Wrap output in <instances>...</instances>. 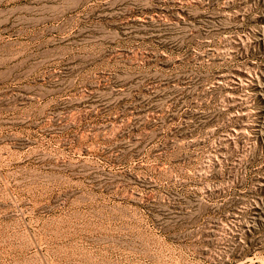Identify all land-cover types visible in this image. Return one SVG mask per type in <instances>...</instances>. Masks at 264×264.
<instances>
[{"label": "rangeland", "instance_id": "1", "mask_svg": "<svg viewBox=\"0 0 264 264\" xmlns=\"http://www.w3.org/2000/svg\"><path fill=\"white\" fill-rule=\"evenodd\" d=\"M0 264H264V0H0Z\"/></svg>", "mask_w": 264, "mask_h": 264}, {"label": "bare ground", "instance_id": "2", "mask_svg": "<svg viewBox=\"0 0 264 264\" xmlns=\"http://www.w3.org/2000/svg\"><path fill=\"white\" fill-rule=\"evenodd\" d=\"M6 2H12L13 4H17V2H19V0H5ZM15 7H22L20 5H16Z\"/></svg>", "mask_w": 264, "mask_h": 264}]
</instances>
